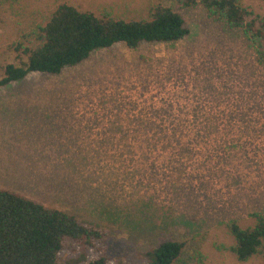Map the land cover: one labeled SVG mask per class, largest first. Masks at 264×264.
<instances>
[{
	"label": "rangeland",
	"instance_id": "1",
	"mask_svg": "<svg viewBox=\"0 0 264 264\" xmlns=\"http://www.w3.org/2000/svg\"><path fill=\"white\" fill-rule=\"evenodd\" d=\"M239 1L264 16L263 0ZM155 2L0 0V77L61 3L132 19ZM162 3L189 29L174 44L116 43L0 85V188L105 231L68 264L98 253L136 264L164 240L183 243L172 264H264L239 260L228 228L264 215V64L243 29L201 4Z\"/></svg>",
	"mask_w": 264,
	"mask_h": 264
},
{
	"label": "trees",
	"instance_id": "2",
	"mask_svg": "<svg viewBox=\"0 0 264 264\" xmlns=\"http://www.w3.org/2000/svg\"><path fill=\"white\" fill-rule=\"evenodd\" d=\"M183 6L201 4L226 26L241 28L264 64V16L255 15L239 0H177ZM264 1V0H263ZM189 33L182 15L157 0L146 17L125 19L97 16L68 3L59 4L43 25L32 32L33 40L22 49L25 59L7 63L0 85L24 78L29 72L58 74L75 66L94 51L123 43L136 48L141 43L174 44ZM17 47V48H19ZM246 227L228 224L235 243L230 247L239 260L256 253L264 257V215L253 214ZM102 228L56 208H48L16 192L0 188V264H68L64 256L74 244L99 249ZM183 243L164 240L144 252L136 264H172ZM74 264H114L105 255Z\"/></svg>",
	"mask_w": 264,
	"mask_h": 264
}]
</instances>
